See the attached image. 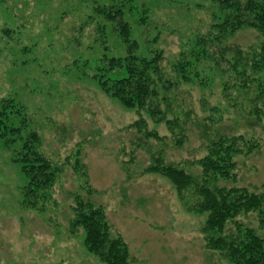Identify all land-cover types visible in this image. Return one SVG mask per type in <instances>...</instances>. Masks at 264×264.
Returning <instances> with one entry per match:
<instances>
[{
	"label": "rangeland",
	"instance_id": "rangeland-1",
	"mask_svg": "<svg viewBox=\"0 0 264 264\" xmlns=\"http://www.w3.org/2000/svg\"><path fill=\"white\" fill-rule=\"evenodd\" d=\"M113 5L122 8L137 56L161 52L168 77L179 54L202 50L196 40L209 39L212 24L224 19L212 0H0V101L11 100L21 111L9 121L21 127L20 137L11 146L0 141V264H102L87 251L81 229L69 233L76 196L101 209L111 233L126 244L130 264H232L205 249L201 230L207 214L188 212L167 179L142 170L162 157L199 177L200 168L186 162L206 155L212 134H243L258 139L260 151L236 157V182L216 185L258 187L264 183V119L260 125L249 119L238 87L229 91L231 101L223 98V85L237 82L222 72L225 63L214 67L211 60L200 62L189 83L168 93L182 120L179 148L165 122L153 123L102 92L96 69L126 53L113 25L96 14ZM261 41L257 32L242 30L228 45L248 51ZM213 45L205 49L212 52ZM121 75L117 70L109 78ZM256 78L264 84V71ZM236 98L237 108L231 106ZM139 117L160 141L130 129ZM30 133L39 138L37 152L57 168L44 212L28 207L23 197L27 179L17 161ZM236 221L264 239L255 214Z\"/></svg>",
	"mask_w": 264,
	"mask_h": 264
},
{
	"label": "trees",
	"instance_id": "trees-1",
	"mask_svg": "<svg viewBox=\"0 0 264 264\" xmlns=\"http://www.w3.org/2000/svg\"><path fill=\"white\" fill-rule=\"evenodd\" d=\"M212 2L218 5L224 19L220 23L212 24L213 33L210 31L209 39L196 40V46L202 50H190L187 56L184 52L179 54L172 68L173 77H168L163 70L161 52L153 53L150 58L137 56L139 46L136 41L130 39V29L124 21L121 7L113 5L96 12L98 17L113 25V30L122 41L126 53L123 57L103 60V66L96 69L94 80L102 92L115 99L122 107L144 112L153 123L165 122L173 137H176L173 138L176 140L174 146L178 148L184 144L182 138H179L184 131L181 127V117L172 107L175 99L168 93L178 91L182 84L189 83L190 76L194 71H198L197 66L203 60H211L215 63L214 67L225 63L227 67L222 69V72L230 75H227L230 81L237 82L233 86H230L228 81L223 85L222 96L226 101H231V88L238 87L241 94L237 97L242 98L249 106V119L252 118L254 123L259 125L264 119V84L256 78L264 71V0ZM242 30L257 32L262 37L261 43L248 51L228 45L229 40ZM210 44H214L211 46L212 52H209V48L205 49L210 47ZM117 70L122 71L121 77L109 78V74ZM237 99H232V107L237 108ZM178 110L180 112L181 107ZM20 112L11 100L0 101V141L5 140L8 146L20 137L21 127H13L9 123L10 117ZM183 115L188 116V113ZM129 127L143 135L146 140L160 141L157 133L148 131L142 117ZM202 128L209 131L207 126ZM204 137L207 139V134ZM206 143V155L203 158L186 162L188 166L196 165L200 168L199 177L191 176L181 164H166L162 157L152 158L149 165L142 170V174H157L167 179L176 189L188 212L207 214L201 230L206 250L218 252L232 264H264V239L253 229L236 221L242 214L253 213L258 228L264 229V183L252 189L224 188L216 185L220 180L236 182L235 158L258 153L262 147L261 142L243 134L221 135L215 132ZM38 144V136L35 133L28 134L17 162L22 165V172L27 179L23 189L25 204L38 212H44L52 202L50 200L57 168L37 152ZM79 164L77 159L75 168H79ZM80 170L86 178L85 167L81 166ZM71 210L73 217L69 220V233L74 235L77 229H81L85 235L84 246L89 253L102 264H130L126 244L118 234L111 233L99 207L76 196Z\"/></svg>",
	"mask_w": 264,
	"mask_h": 264
}]
</instances>
